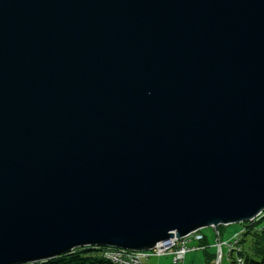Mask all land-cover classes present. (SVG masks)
I'll return each mask as SVG.
<instances>
[{"label": "water", "instance_id": "obj_1", "mask_svg": "<svg viewBox=\"0 0 264 264\" xmlns=\"http://www.w3.org/2000/svg\"><path fill=\"white\" fill-rule=\"evenodd\" d=\"M263 211L264 0H0V264Z\"/></svg>", "mask_w": 264, "mask_h": 264}, {"label": "rangeland", "instance_id": "obj_2", "mask_svg": "<svg viewBox=\"0 0 264 264\" xmlns=\"http://www.w3.org/2000/svg\"><path fill=\"white\" fill-rule=\"evenodd\" d=\"M258 223V224H257ZM264 229V214L261 213L255 219L250 222L232 223L228 225H220L216 229L213 227L202 228L200 231L204 236L202 243L206 246L203 252L188 251L183 258V264H208L207 260H210L211 255L215 252V230H217L220 241L230 239L232 236L239 235L238 241L235 244L237 251V257L243 259L247 256H256L258 251V239L257 235L251 234V231H257L256 233ZM196 244V243H193ZM226 256V248H222V260L220 264H233L235 256ZM235 257V258H234ZM140 264V263H139ZM141 264H176L173 263L170 256H147L141 260Z\"/></svg>", "mask_w": 264, "mask_h": 264}, {"label": "built area", "instance_id": "obj_3", "mask_svg": "<svg viewBox=\"0 0 264 264\" xmlns=\"http://www.w3.org/2000/svg\"><path fill=\"white\" fill-rule=\"evenodd\" d=\"M260 215V214H259ZM258 215V216H259ZM255 219V218H254ZM216 240H215V252L213 264H220L222 260V248H226L227 259L231 256H235L233 264H243V259L237 257V251L235 244L238 241L239 235L232 236L230 239L225 241H220L217 230H215ZM204 239L203 234L200 230L193 231L186 236L181 238L172 237L164 242H160L155 245L152 249L147 251H131L121 248H111L104 247L103 256L113 263L118 264H141V260L147 256H170L173 263L183 264L184 255L188 251H198L203 252L206 246L202 243ZM196 243V244H193Z\"/></svg>", "mask_w": 264, "mask_h": 264}, {"label": "trees", "instance_id": "obj_4", "mask_svg": "<svg viewBox=\"0 0 264 264\" xmlns=\"http://www.w3.org/2000/svg\"><path fill=\"white\" fill-rule=\"evenodd\" d=\"M264 214V211L262 212ZM258 224V223H257ZM257 231H251V234L257 235L259 242L258 251L256 256H245L243 258V264H264V229L258 233ZM92 248V247H83L76 248L70 253L60 255L58 257L34 263L26 264H118L113 263L111 260L103 256V249ZM214 253L211 255L210 260H207L208 264H213Z\"/></svg>", "mask_w": 264, "mask_h": 264}]
</instances>
